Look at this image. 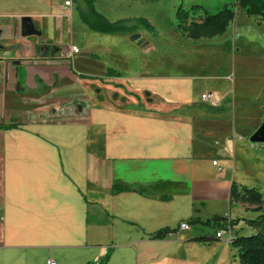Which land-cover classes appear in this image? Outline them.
<instances>
[{
    "label": "crops",
    "instance_id": "crops-1",
    "mask_svg": "<svg viewBox=\"0 0 264 264\" xmlns=\"http://www.w3.org/2000/svg\"><path fill=\"white\" fill-rule=\"evenodd\" d=\"M94 2L111 22L140 17L133 2ZM78 5L0 0V123L17 125L0 130V264H89L106 250L107 264H212L219 240L192 239L215 234L185 232L241 218L234 184L264 195V149L232 118L168 114L145 99L193 105L210 91L199 75L168 74L151 62L178 33H160L172 39L159 43L143 31L94 33ZM100 64L104 75L93 70ZM108 69L122 76H105ZM100 78L120 80L112 87L118 99L79 108V83ZM116 185L128 190L115 193ZM183 222L191 229L151 239Z\"/></svg>",
    "mask_w": 264,
    "mask_h": 264
},
{
    "label": "rangeland",
    "instance_id": "rangeland-1",
    "mask_svg": "<svg viewBox=\"0 0 264 264\" xmlns=\"http://www.w3.org/2000/svg\"><path fill=\"white\" fill-rule=\"evenodd\" d=\"M96 1L99 8H102L104 1L114 3L115 8H118V3L122 1L133 2L135 4L133 9L137 11L135 14H139L137 15L140 16L139 18L147 19L156 27L157 36L148 34V32L144 34L148 35L154 42L156 38L158 40L172 39L168 36H159L160 33L173 30L178 33L180 37L175 38L174 45L165 42L163 46H160L162 50L160 54L155 55L153 53L151 55V62L153 60L159 62L155 69L168 74L199 75L204 78L205 85L203 87L210 89L208 92H214L223 99L221 106L216 107L203 103L202 99L200 103L193 105H173L159 96L145 95V99L150 100L153 105L166 107V109H163L168 114L188 116L197 120L215 117L232 118L236 123L237 131L241 134L242 128L248 140L264 124V18L250 17L239 11L230 29L224 35L215 39H201L192 42L177 32L175 27L176 10L182 0H160L158 2ZM195 1L206 4L214 12L229 1L235 2V0H189L187 5L196 3ZM101 46L100 52L105 55L103 46L107 47L108 44L102 42ZM109 58L108 61L113 62V58L111 56ZM105 63L108 64L107 61ZM102 67L103 64L96 65L93 70L103 74ZM141 67H144L146 71L155 70L150 69L148 63H142ZM105 76H107V71H105ZM105 78H100L98 81L86 80L79 83L82 84L80 85L81 88L79 87V108L81 106L85 108L86 105H91L94 102L115 101L118 99L120 95L117 96L112 88L117 86L114 82L117 79L109 82ZM137 107L145 110L143 104ZM75 108L73 105H68L69 110ZM249 143L252 144L250 141ZM254 145L257 148L264 149V144ZM249 189L255 188L249 187ZM255 190L261 192L257 188ZM246 206L247 210L243 208V203L238 202L233 207L234 216L241 217L234 220L237 221L234 227V236H250L257 233L258 227L251 225L249 221L255 220L264 214V206L262 211H256V205ZM202 230L213 235L216 232V228L212 226L185 233L195 235L200 234ZM218 242L221 243L220 247L210 252L213 259L212 264H218L219 262L216 259L219 258L224 259L222 264H241L238 250L229 247L228 243L230 245V242L227 243L226 239ZM198 254L202 259L209 256V252Z\"/></svg>",
    "mask_w": 264,
    "mask_h": 264
},
{
    "label": "trees",
    "instance_id": "trees-1",
    "mask_svg": "<svg viewBox=\"0 0 264 264\" xmlns=\"http://www.w3.org/2000/svg\"><path fill=\"white\" fill-rule=\"evenodd\" d=\"M79 2L77 11L81 21L94 33L108 36L132 35L144 31L158 35L156 27L145 18L122 19L111 22L95 6L94 0H76ZM144 2H158L160 0H134ZM189 0H182L175 14L176 31L190 40L198 41L201 39H215L224 35L231 27L239 11L244 12L250 17L264 18V0H235L223 4L217 11H212L206 4L196 2L187 5ZM217 9V8H215ZM107 76L121 77L122 74L113 69H108ZM17 125H4L0 123V130L12 129ZM125 187L116 185L114 192L119 193L127 191ZM231 199L233 202H240L246 205H256V211H262L264 206V195L255 189L247 187H238L233 185L231 190ZM214 222H205L204 225H219L221 229L237 224V221H231L230 224H221L220 218L216 217ZM199 221H193L197 224ZM216 223V224H215ZM253 226L258 227L257 233L250 236H234L230 245L238 250L241 264H264V214L257 219L249 221ZM168 232H174L171 229H164L151 236V239L161 240L167 237ZM194 242L211 243L217 242L213 236H200L192 239ZM109 252L101 256L97 261L89 264H107Z\"/></svg>",
    "mask_w": 264,
    "mask_h": 264
},
{
    "label": "built area",
    "instance_id": "built-area-1",
    "mask_svg": "<svg viewBox=\"0 0 264 264\" xmlns=\"http://www.w3.org/2000/svg\"><path fill=\"white\" fill-rule=\"evenodd\" d=\"M71 4L70 1L66 2V5L69 6ZM72 52L74 54H79L80 50L77 47H73L72 48ZM202 102L209 104L211 106H220L222 101L220 99V97H218L214 92H207L205 94L202 95ZM218 229L216 230L215 233V238L218 240H222V239H226V241L230 242L231 239L233 238V228L231 226H228L227 228L221 229L218 225L217 227ZM191 229V226L188 222H183L179 225L178 229H176V231L174 232H168V235L174 234L175 232H182V231H188ZM108 250L105 251L104 254H107ZM50 264H55L53 262H50Z\"/></svg>",
    "mask_w": 264,
    "mask_h": 264
},
{
    "label": "water",
    "instance_id": "water-1",
    "mask_svg": "<svg viewBox=\"0 0 264 264\" xmlns=\"http://www.w3.org/2000/svg\"><path fill=\"white\" fill-rule=\"evenodd\" d=\"M252 144H264V124L250 138Z\"/></svg>",
    "mask_w": 264,
    "mask_h": 264
}]
</instances>
